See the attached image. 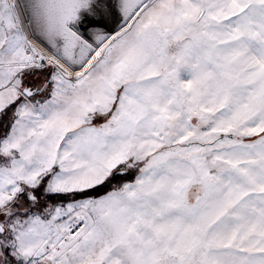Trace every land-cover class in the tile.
<instances>
[{"label": "snow or ice", "instance_id": "6c2138e0", "mask_svg": "<svg viewBox=\"0 0 264 264\" xmlns=\"http://www.w3.org/2000/svg\"><path fill=\"white\" fill-rule=\"evenodd\" d=\"M0 264H264V0H0Z\"/></svg>", "mask_w": 264, "mask_h": 264}]
</instances>
